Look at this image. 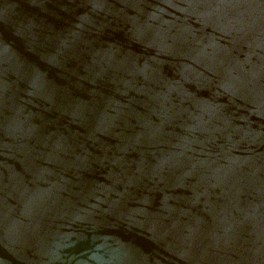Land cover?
<instances>
[{
	"label": "water",
	"instance_id": "95a60500",
	"mask_svg": "<svg viewBox=\"0 0 264 264\" xmlns=\"http://www.w3.org/2000/svg\"><path fill=\"white\" fill-rule=\"evenodd\" d=\"M0 264H264V0H0Z\"/></svg>",
	"mask_w": 264,
	"mask_h": 264
}]
</instances>
